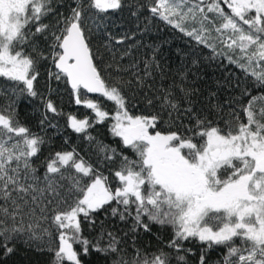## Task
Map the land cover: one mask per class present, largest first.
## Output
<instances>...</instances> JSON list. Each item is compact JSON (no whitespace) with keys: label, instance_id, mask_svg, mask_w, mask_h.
Returning a JSON list of instances; mask_svg holds the SVG:
<instances>
[{"label":"snow or ice","instance_id":"6c2138e0","mask_svg":"<svg viewBox=\"0 0 264 264\" xmlns=\"http://www.w3.org/2000/svg\"><path fill=\"white\" fill-rule=\"evenodd\" d=\"M51 5L52 0H0V79L15 85L13 95L18 91L36 96L39 62L51 57L56 71L49 69V77L65 79L76 104H83L96 117L92 121L69 114L68 127L86 133L110 118L113 138H119L135 158L96 141L102 154L100 164L120 160L112 174L119 185L115 188L75 148L50 154L42 162L46 168L40 177L33 158L45 138L22 124L15 111L0 114V247L5 254L14 250L7 246L9 242L23 239L52 252L51 264H84L82 257L90 251L115 254L111 264H172L173 258L176 264H187L191 249L185 250L183 242L197 238L207 246L198 264H209L206 251L214 246L226 248L222 264H264V107L259 119L254 111L257 101H264V94L253 96L242 108L246 123L230 113L235 124L226 122L227 131L191 106L192 91L184 88L180 91L190 105L183 110L187 125L182 122L181 99L171 89L163 90L162 96L146 97L150 107L159 101L160 112L133 115L126 94L131 81L105 77L94 62L99 60V48L94 50L92 44L93 38L103 41L101 47L115 60L112 42L123 44L126 37H114L105 20L110 11L122 9L123 0H71L70 14H60L55 26L43 23L53 11ZM148 11L201 44L215 32L225 49L239 50L240 66L245 71L252 69L255 85L264 86V0H148ZM41 36L43 49L36 42ZM209 46L215 51V45ZM144 74H151L148 62ZM136 78L142 85L144 77ZM82 93L113 102L114 112L99 100L81 99ZM242 95L250 93L245 90ZM45 107L57 111L51 100ZM164 112L168 121L163 120ZM174 115L181 121L176 131L165 134L156 130L161 122L175 123ZM85 139L91 143L95 137L89 134ZM113 202L117 207L112 208V215L121 220L131 217L133 232L140 227L150 231V224L171 227L172 239L165 247L185 254L173 257L159 249L149 257L141 256L137 248L129 261L120 248L122 238L105 232L103 224L95 242L83 236L82 223L95 227L94 214ZM53 231L58 233V247ZM105 235L107 243L102 246ZM236 239L240 246H234Z\"/></svg>","mask_w":264,"mask_h":264},{"label":"trees","instance_id":"16d2710c","mask_svg":"<svg viewBox=\"0 0 264 264\" xmlns=\"http://www.w3.org/2000/svg\"><path fill=\"white\" fill-rule=\"evenodd\" d=\"M123 3L122 9L115 12L110 11L105 20L107 31L111 32L114 37H126L123 44L112 42L115 60L112 53L106 52L101 47L103 41L93 38L92 44L94 50L99 48L97 53L99 60L94 62L98 63L105 77H119L124 81H131L132 86L126 89L131 114L151 115L160 112L159 101H155L150 107L147 98L162 96L163 90L171 89L174 95L181 99L182 122L187 125L189 121L183 110L190 105L183 99V93L180 91L181 88H184L192 91L190 99L193 104L191 106H194L201 115L208 116L225 131H227L226 122L233 121L235 124V117L230 115L232 112L239 116L240 122L246 123L242 108L247 106L253 96L264 94V86L255 85L254 78L250 75L252 69L245 71L240 66L242 54L238 49L235 51L225 49L216 38L215 32L206 39V43H198L194 37L185 35L184 32L159 18H153L148 11V0H123ZM70 4L71 0H52L53 11L43 19V23L55 26L60 14L65 16L70 14ZM139 5H144V7H139ZM221 6L227 11L226 5L222 4ZM133 12L137 14L132 15ZM191 27L190 25L188 30H191ZM32 30H34V26ZM36 42L41 49L45 47L44 37H37ZM210 44L215 45V51L213 47L209 46ZM124 52L128 54L121 55ZM229 56L232 57V60L229 59ZM146 62L149 63L151 73L148 76L144 74ZM108 65L111 67H107ZM131 65H135V67H131ZM49 69L53 72L56 71L51 63V57L39 62L40 75L34 82L36 96H30L26 92L21 95L18 91L16 95H13L12 89L15 85L5 79H0V114L8 116L12 111H15L22 124L45 138L46 142L40 153L33 158L34 166L37 167L40 177L44 176L46 168V164L42 162L50 154L57 151H71L75 148L85 160L98 167L105 176L109 177L113 188L119 186L112 175L119 167V158L111 164L107 162L100 164L99 160L102 158V154L98 153L96 141L117 148L133 159L135 154L130 149H125L119 138H113L109 131V125L113 122L110 118L102 123L94 124L86 133H76L68 127L69 114L76 115L78 119L87 116L92 121L96 120V117L83 104H76V96L65 79L57 81L54 76L49 77ZM137 75L144 77L142 85L137 82ZM20 87L22 88L23 85ZM245 90L250 95H242ZM81 99L99 100L106 110L110 113L114 112V103L99 95L82 93ZM49 100L57 109L55 113L46 110L45 106ZM262 107H264V101H257L254 105L258 119L260 118L259 110ZM168 119L167 112H164L163 120L168 121ZM173 120L175 123L161 122L156 130L165 134L169 131H176L181 121L176 119L175 115ZM41 121H44L42 126ZM89 134L95 137L91 143L85 139V136ZM115 207L117 205L113 202L98 210L92 217L95 220V227L84 221L82 223L83 236L95 242L100 234L101 224H103L105 232H113L122 238L120 248L124 250V255L129 261L135 256L134 249L137 248L141 250V256L148 254L150 257L159 249L171 252L173 257L185 254L184 252L176 253L165 247L172 239L171 227L150 224V231H145L143 227H140L133 232V219L127 217L125 220H121L119 215L113 216L112 208ZM120 210L123 211V208ZM144 223L149 224L147 217H144ZM41 226L50 227L48 224ZM53 235L56 237V246L58 247V233L53 231ZM106 243L107 236L105 235L102 246ZM2 244L3 240L0 238V245ZM7 246L14 250L5 254V249L0 247V264H51L54 255L46 248L25 243L23 239H14ZM234 246H240L239 239L234 241ZM74 247L77 251L80 250L79 245H74ZM183 248L191 249V253L186 256L187 264H198L200 254L206 250L207 246L197 238H190L183 242ZM225 252L226 248L223 246H214L211 250L206 251L209 264H216L217 261H221L222 264ZM82 259L84 264H111L116 256L111 253L105 256L90 251L89 255ZM172 264H176L174 258Z\"/></svg>","mask_w":264,"mask_h":264},{"label":"water","instance_id":"95a60500","mask_svg":"<svg viewBox=\"0 0 264 264\" xmlns=\"http://www.w3.org/2000/svg\"><path fill=\"white\" fill-rule=\"evenodd\" d=\"M69 85V84H68ZM69 87L71 88V86L69 85ZM89 95H98V94H91V93H89Z\"/></svg>","mask_w":264,"mask_h":264}]
</instances>
